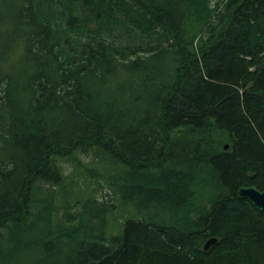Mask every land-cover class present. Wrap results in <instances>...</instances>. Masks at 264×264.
I'll return each instance as SVG.
<instances>
[{
	"label": "trees",
	"instance_id": "obj_1",
	"mask_svg": "<svg viewBox=\"0 0 264 264\" xmlns=\"http://www.w3.org/2000/svg\"><path fill=\"white\" fill-rule=\"evenodd\" d=\"M14 20L30 63L0 60V264H264V212L235 194L264 190V0H18ZM117 73L142 108L97 92ZM61 162L115 196H75Z\"/></svg>",
	"mask_w": 264,
	"mask_h": 264
},
{
	"label": "rangeland",
	"instance_id": "obj_2",
	"mask_svg": "<svg viewBox=\"0 0 264 264\" xmlns=\"http://www.w3.org/2000/svg\"><path fill=\"white\" fill-rule=\"evenodd\" d=\"M17 5L18 0H0V60L5 61L6 64L4 66L11 74H19L21 70H23L24 65L26 64L28 66L30 63V59L25 56L24 52L22 53V47L20 45H17V42H19L18 40L20 38L19 34L21 33L14 20L15 14L17 12ZM167 63V57H163L161 63L156 65L154 68L161 70ZM145 89L146 86L139 81L137 76L133 75L129 78L124 76V78H122L121 73H117L115 77H110V79L107 80L105 87L98 86L97 92H102L100 95L103 100L105 99V101L116 103L124 102L125 104L131 101L130 104L133 105L130 106V110H134L142 108L144 106L146 102L145 96H142L141 99H139L136 103H133L132 99L136 94L142 95L143 90ZM78 157L79 159H81L83 164H86L91 159L90 157H84L80 155ZM61 167L64 175L66 176L64 182L67 183L69 180L72 181V183H67L65 186L66 188L71 187V192L75 196L80 197V193H83L84 190L87 189H91L92 191H94L93 193L96 195V198L104 199L109 198L110 196H115L111 193L112 189L109 188L102 180L98 179L97 181H94L92 179H89L88 177L80 175V167L76 168L69 162H61ZM111 203L115 207L118 205L116 198H114ZM56 205H58V207L57 209H55V217L57 219L63 220L62 212L64 210L62 207L64 203L58 201ZM126 207L129 206L125 205L122 208H119V212H123L124 210H126ZM76 210V206H70L68 208V212L71 214H73ZM141 211L144 214H153V210L148 208H145ZM116 214L117 213L115 212V215ZM120 221L121 220L118 218L115 221L111 220L110 227H113L114 230L115 223H119ZM32 256H34L35 258V261L32 264H41L42 256L38 254L37 250L34 251ZM30 261L26 260L21 264H29Z\"/></svg>",
	"mask_w": 264,
	"mask_h": 264
},
{
	"label": "water",
	"instance_id": "obj_3",
	"mask_svg": "<svg viewBox=\"0 0 264 264\" xmlns=\"http://www.w3.org/2000/svg\"><path fill=\"white\" fill-rule=\"evenodd\" d=\"M226 145L223 146L225 148ZM238 198L246 199L256 210L264 212V190H258L254 186H240L235 192ZM215 243V238H208L202 245L206 251Z\"/></svg>",
	"mask_w": 264,
	"mask_h": 264
}]
</instances>
